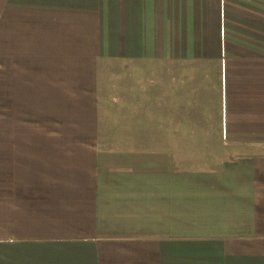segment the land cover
Instances as JSON below:
<instances>
[{
    "label": "crops",
    "instance_id": "0c3cea01",
    "mask_svg": "<svg viewBox=\"0 0 264 264\" xmlns=\"http://www.w3.org/2000/svg\"><path fill=\"white\" fill-rule=\"evenodd\" d=\"M0 264H264V0H0Z\"/></svg>",
    "mask_w": 264,
    "mask_h": 264
},
{
    "label": "rangeland",
    "instance_id": "374dc122",
    "mask_svg": "<svg viewBox=\"0 0 264 264\" xmlns=\"http://www.w3.org/2000/svg\"><path fill=\"white\" fill-rule=\"evenodd\" d=\"M112 76H113V78H121L120 72H118V71H113V75Z\"/></svg>",
    "mask_w": 264,
    "mask_h": 264
}]
</instances>
